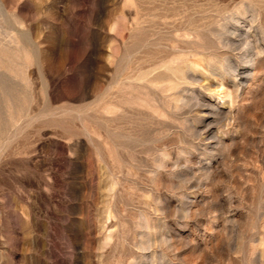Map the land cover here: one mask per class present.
I'll return each mask as SVG.
<instances>
[{
    "label": "rangeland",
    "instance_id": "1",
    "mask_svg": "<svg viewBox=\"0 0 264 264\" xmlns=\"http://www.w3.org/2000/svg\"><path fill=\"white\" fill-rule=\"evenodd\" d=\"M0 264H264V0H0Z\"/></svg>",
    "mask_w": 264,
    "mask_h": 264
}]
</instances>
